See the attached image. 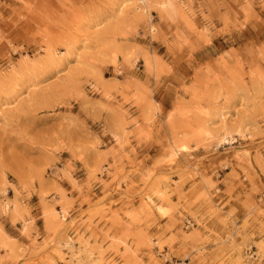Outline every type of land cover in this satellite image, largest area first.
I'll return each mask as SVG.
<instances>
[{
	"label": "rangeland",
	"instance_id": "rangeland-1",
	"mask_svg": "<svg viewBox=\"0 0 264 264\" xmlns=\"http://www.w3.org/2000/svg\"><path fill=\"white\" fill-rule=\"evenodd\" d=\"M264 264V0H0V264Z\"/></svg>",
	"mask_w": 264,
	"mask_h": 264
},
{
	"label": "built area",
	"instance_id": "built-area-1",
	"mask_svg": "<svg viewBox=\"0 0 264 264\" xmlns=\"http://www.w3.org/2000/svg\"><path fill=\"white\" fill-rule=\"evenodd\" d=\"M179 264H183V263H179ZM185 264H187V263H185Z\"/></svg>",
	"mask_w": 264,
	"mask_h": 264
}]
</instances>
